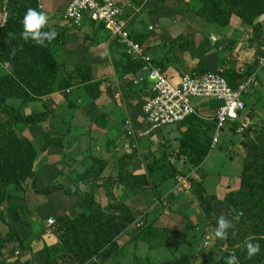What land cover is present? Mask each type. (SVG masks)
I'll list each match as a JSON object with an SVG mask.
<instances>
[{"label":"crops","instance_id":"1","mask_svg":"<svg viewBox=\"0 0 264 264\" xmlns=\"http://www.w3.org/2000/svg\"><path fill=\"white\" fill-rule=\"evenodd\" d=\"M190 3L191 0H123L119 2L121 15L128 18V32L134 36H143L140 44L144 53L150 57L153 64H158L157 66L162 74L169 81L177 84L182 74L186 72L201 74L206 71H218L220 73L229 65L234 68L244 67L243 63H248L251 59L256 58L263 42L264 31L258 42L255 40V43L252 44L238 43L240 39L230 33L231 29L239 31L240 35L243 31V23L237 17H230L228 29L220 31L217 29L216 32L211 25L208 27L207 22L202 17L190 9ZM64 4L65 0H43L41 7L40 0H38L39 11H44L49 17L53 13L59 12ZM262 20H264V15L257 17L258 22ZM47 26L49 27V25ZM54 29L58 34H61L60 40L56 42V46L60 47L57 49L56 59L52 51L55 62L59 68H62L61 75L71 70L74 66L87 64L91 77L87 82L75 84L72 88L68 87L67 96L61 90H55L32 101L23 102L16 98L8 99V102L23 114L31 111H42L43 103L47 105L48 115L43 121L34 124L16 122L12 125V129L15 134L25 137L41 136L42 141L38 147L39 153L34 148L36 157L33 161V173L37 163L41 161L43 176H47L45 179L51 181L57 177H62L59 178L62 179V182L58 183L59 186L54 185L51 188L46 187L36 191L31 187V180L26 178L21 184V189L16 191V193L12 192V197L8 201L3 202L12 211L3 210V220H0V237L7 232L8 227L14 230L15 235L10 241L5 242L0 247V264L6 262L9 254L12 255L14 251H17V257L21 259L32 257V259L37 260L42 258L45 253V247L56 242V237L52 232L49 234L43 232L44 221L47 217H56L64 213L69 216L75 215L82 209L80 196L84 193L92 194L100 205L106 204L107 197L105 192L108 178L115 179L120 177L124 181H129L133 176L145 173L146 162L151 164L150 169L152 166L156 169L155 163L161 159L169 164L177 161V164L175 166L170 164L169 172L172 171L173 174L170 175L172 182L169 186L161 191H157L156 187L153 186L154 190L161 192L162 195L159 199L155 198V204L150 208V211H157L156 215L159 216L153 220L147 219V222L153 221L150 223V227L156 224L162 227L164 232H166L165 235H169V231L178 234L177 232L187 226L185 236L182 237L183 239L180 238L178 240L187 245L188 240L193 238L191 235L194 233L196 225L189 223L185 218H180L179 220V214L187 211L186 208H183L185 207L183 203L191 204L189 202L192 201L189 195V186L182 194L172 195L168 191L174 186L178 175L186 176L187 178L188 174L193 175L196 170L203 177L201 182L203 185L209 173L199 170L206 161L207 155L195 169L184 155L177 153V138L180 131L185 128L184 123L180 121L169 124V128L164 130V132L170 130L175 125V130H171L174 148H168L167 143L163 144V141L150 140V142H147L144 139L146 135L128 140L121 138L122 133L126 134L124 130H119L122 125H127L134 131L146 127V122L144 126L141 124V114L143 115L141 104L150 96V82L145 79L136 83L132 82L138 73L144 75L143 72H140V68L136 73L117 74V70H120L125 56L120 43L115 38L109 37L108 32L101 23L89 21L84 15L83 19L76 25L77 30L75 32L68 33L64 27H56ZM49 30L52 29L49 27ZM210 35L215 36L217 41L223 37H233L236 42L231 51L227 53L222 47L218 49L213 44L214 42L210 40ZM178 36L190 43L173 42ZM5 68L6 64L0 63V71L5 70ZM258 70H256L253 80L241 93L244 108L240 114L239 121L245 123V128L241 133H238L240 135L235 144L226 140L232 148L237 149V154L242 157V161L245 148H248V146L253 144L264 148V106L259 104V100H264V90L257 92L259 91V87L256 88L258 85ZM262 83L263 88L264 81ZM117 102L120 106L121 104L124 106L126 116L121 115L118 122H115L114 119L109 122L111 115H114L115 111L121 110ZM191 103L196 110L195 115L197 117L206 121L211 118L214 119L215 109L218 105L217 100L195 97L191 99ZM87 126L90 127L87 128ZM214 126L206 132V135L210 137V145L214 144L211 140L215 131ZM226 126L232 129L231 124H226ZM78 128L80 130H92L90 131L93 132L90 133V138H103L102 147L89 148V145L85 144L83 148H79L80 153L86 157V163L85 161L80 162L77 160L74 151L71 150L72 148H65L70 142L77 139V134L82 135L84 133L82 131V133L79 132ZM159 128L152 129L150 132ZM23 132H27L26 135ZM164 132L160 131L154 137ZM162 138L168 139V136L165 134L164 136L162 135ZM133 140H135V143ZM139 140L142 141L143 148H134L138 145L137 141ZM66 154L70 156V164L65 162ZM40 155L41 157H39ZM99 168H101L99 178L91 179L90 174H94ZM157 170L159 172L158 168ZM162 175L161 173H150V177L148 176L149 179H147L148 184L159 185L164 180ZM78 185L81 195L75 202L67 205V203H60L56 200L57 196L55 194L61 192L58 187L65 186L64 188L61 187V189L75 192ZM149 185L130 186L120 181L113 184L111 191L114 199L124 203L130 209L134 220L132 224L116 236L115 240L119 243V247L102 264L109 263L110 259L115 255L118 257L123 249L119 239L128 234L131 226L137 229L144 225L141 222L140 226H135L134 223L141 215L139 216L140 213L136 215L133 212L132 206L129 205L130 201L123 199V192L127 187L137 186L138 188H148L151 192ZM47 188L51 191L46 192ZM41 190L43 191L42 193ZM220 193L221 191L218 192V194ZM42 195H48L56 200L44 209L47 213L43 216L36 208ZM212 195L217 198L222 197L216 194ZM169 199L178 202H176V205L173 204V206L165 205V201ZM1 208L4 209L3 206ZM14 213L17 214L15 218ZM131 236L132 238L135 237L134 234ZM19 240L22 245L27 247L26 252H22L19 249ZM171 243H177L176 239ZM134 259H136L135 264H148L147 262H141V259L138 260L137 257Z\"/></svg>","mask_w":264,"mask_h":264},{"label":"trees","instance_id":"2","mask_svg":"<svg viewBox=\"0 0 264 264\" xmlns=\"http://www.w3.org/2000/svg\"><path fill=\"white\" fill-rule=\"evenodd\" d=\"M190 4V9L205 22L220 27L227 26L230 17L234 16L256 32L260 28L257 17L264 15V0H191ZM29 7L39 11L38 0H7L6 17L0 25V63L6 64L5 70L0 71V220H3L4 211H12L3 202L12 197V192L16 193L21 189V184L26 178H30L31 187L34 180L33 161L36 151L27 137L15 134L12 125L16 122L38 123L48 115L45 103L42 111L23 114L14 108L8 99L32 101L55 90H61L67 96L68 87L72 88L75 84L87 82L91 77L87 64L74 66L61 75L62 68H59L52 56V46L60 40L61 34L51 42L46 41V46L43 47L34 41L25 42L20 38V33L23 31L22 19ZM43 31H50L49 27L46 26ZM130 36L139 43L143 39V36H134L131 33ZM177 41L190 43L182 40L180 36L173 40V42ZM235 42L233 37H223L213 44L216 47L221 46L229 53ZM260 53L261 50L258 54ZM124 56L117 74L136 73L142 61L125 53ZM243 66L234 68L229 65L220 71L231 88L237 87L240 81L252 73L255 76L256 58L243 63ZM180 122L184 123L185 128L180 131L177 138V153L184 155L196 169L209 151L210 137L206 132L215 125V121L213 118L206 121L195 114H190ZM232 125L231 128L234 129L235 123ZM100 171L101 168L90 174L91 179L99 178ZM172 174L171 171L166 175ZM166 175H162V179ZM148 176L150 177V167H145L144 174L133 176L129 181H124L120 177L108 178L106 204L100 205L92 194L84 193L80 196L82 209L78 213L73 216L64 213L54 217L52 233L56 237V242L45 247L42 258L34 260L32 257L21 259L10 256L3 264H13L16 259L21 260L23 264H102L118 249L116 236L134 220L130 209L114 199L111 191L113 184L120 181L130 186L149 185ZM202 180L203 177L197 170L193 175L187 176L191 193L204 211L207 224L211 228L213 235L211 247L195 263L189 250L185 249L175 251L176 255L158 264H227L230 255L237 257V264H264V148L253 144L245 148L238 174V187L227 191L221 198L207 194L201 183ZM154 185L153 183L148 187L152 195L159 199L162 193L155 191ZM14 215V218L17 217L16 213ZM144 215L137 218L139 223H141L140 219L146 218ZM221 215L234 224V227L228 230V238L225 240L215 237L214 234ZM237 216L239 218L235 219ZM150 223L151 221H142L144 225L139 231L150 227ZM186 227L175 234L177 239L185 236ZM14 235V230L8 227L7 232L0 237V247L10 241ZM246 242L260 245L259 253L252 258H248ZM19 245L22 252L27 251V247L22 245L20 240Z\"/></svg>","mask_w":264,"mask_h":264},{"label":"rangeland","instance_id":"3","mask_svg":"<svg viewBox=\"0 0 264 264\" xmlns=\"http://www.w3.org/2000/svg\"><path fill=\"white\" fill-rule=\"evenodd\" d=\"M42 4H43V0H40L41 7H42ZM206 24H208V27H210L211 25L212 28H214V31L216 32H217V29L218 31H220L226 28L228 29L230 26V25H227L224 27H220V26L208 23V22ZM259 24H260V28L256 32H254L249 25L242 24L243 31L241 35L239 34L240 33L239 31L232 30V29L230 33L232 34V36L238 37L241 40V41L239 40L238 43L252 44V43H255V40L258 42V39H261L262 33L264 31V20L259 22ZM48 25L50 29H54L56 27H64L67 29L68 33L75 32L77 30L75 24H69L63 21L59 15V12H55L53 13L51 17H49ZM59 48L60 47L56 46V43H54L52 46V51H53V55L55 59L57 56V49ZM257 75H258V85L256 86V88L259 87V91L257 92H261L262 89L264 90V87L262 88V84H263L262 82L264 81V67L258 70ZM259 102H260L259 103L260 105L264 106V100H259ZM119 108H121V110L119 109L118 111H115L114 115H111V117L109 118V122H111L113 119L115 122H118L119 119L121 118V115L126 116L124 106L121 104ZM141 124L143 126L145 125V121L143 119L142 114H141ZM173 126L174 127L171 128L170 130L165 131L166 133L164 132V130L169 128L168 125L162 126L157 130H153L149 132L144 137V139H146L147 142H150V140L163 141V144L167 143L166 145L168 148H174V146L172 145L173 138H171V133L173 130H175V125ZM88 127L90 126H87V128ZM80 128H78L79 132L82 131L84 133L81 132L82 135L77 134L76 135L77 139L74 140L73 142H70L68 146L65 148H72L71 150L74 151L77 160L80 162L85 161L86 163V157H84L83 154L80 153L79 148H83L85 144H88L89 148L102 147L103 138L102 137L100 139H96V137L90 138L89 137L91 135L90 133H93V132H90L92 130L90 131L83 130V129L80 130ZM128 128L130 127L127 125H122V128H120L119 130L122 129V131L124 130V132H126ZM160 131L164 133L163 134L160 133L159 135L154 137V135H156ZM165 134L168 136V139L162 138V135L164 136ZM121 135H122L121 138H124L126 140L134 139L132 136H128L125 133H122ZM239 135L240 134L235 132L234 129L228 128L226 124L217 131L216 142H214L213 145H210L206 161L204 162V164L201 166L199 170L201 172L205 171L209 173V175L203 182V188L206 193L216 194L217 196H223L227 191L234 190L238 187V174H239L240 167L242 164V157L237 154V149L232 148L231 145L227 143V141H230L235 144V142H237L239 138ZM36 136H27V137L30 139L37 153H39L38 147L41 144L42 139H41V136L40 137H36ZM140 140L137 141L138 145H136L134 148H143V143ZM133 142L135 143V140H133ZM134 152H137V151H134ZM39 157H41V155ZM69 159H70V156L66 154L65 162L68 164H70ZM176 162L174 161V162H171L170 164L172 166H175V164H177ZM170 164L167 161H164L163 159H161L155 163V165L159 169V172L157 168L155 169L152 166L150 169L151 171L150 173L153 174V172H155L157 174L161 173L163 175H166L170 171ZM146 165H145L146 167L151 166L149 162H146ZM34 169L35 171L33 173L34 180H33L32 188H36V190L45 189L46 187L51 188L54 185H58V183L62 182V179H59L62 177H57L56 179H52L51 181L48 179H45L47 176L46 175L43 176V171L41 169V161L37 163L36 168ZM72 177L75 178L74 176ZM171 182H172L171 176L166 175L164 177V180L159 185H154V187H156L157 191H161L165 187L169 186ZM61 187L64 188L65 186L58 187V189H60L61 192L55 194V196H57L56 200H58V202L60 203H67V205L69 203L71 204L72 202H75L76 199L81 195L80 194L81 190H80L79 185H78L77 191L75 192H72L70 190L67 191L65 189L62 190ZM220 191L221 193L218 194V192ZM182 193L183 192H181L180 194ZM189 195H190V198L192 199V201H189L191 202V204H185L186 202L183 203L185 205V207L183 208H186L187 211L182 212L183 215L179 214L180 215L179 220L180 218H183V219L185 218L186 220L189 221V223L196 225L194 229V233H192L191 235L193 238L188 240L189 242L187 245H185L186 243L184 242L178 241L180 238L177 239V237L175 236V232L169 231V235L167 234L165 235L166 232H164V229L160 226H157V224L154 225L153 227L145 228L143 231H139L140 230L139 228L135 229L134 226H131L129 228L128 234L124 235L122 238L119 239V242L122 243L121 245H123V249L121 250L120 254L118 255V257L117 255L113 256V258L110 259L109 263L107 264H135V260H136L134 259L135 257H137L138 260L141 259V262L143 263L147 262L148 264H156L165 258L176 255L177 253H175V251H179V250L182 251L185 249L189 250V252L191 253L192 261L194 263L198 262L200 258L206 254L207 250L212 245V242L208 243L207 245H203L204 235L207 232H209L211 229L207 224L206 215L204 211L198 204L197 200L194 199V196L192 195L190 188H189ZM123 199L125 201L126 200L130 201L129 205L132 206V210L136 215L140 213L139 216L140 215L142 216L146 214L147 212H149L146 214L145 216L146 218L144 220L140 219L141 222L142 221L145 222L147 221V219L153 220V219L158 218L159 215H156L157 211L156 212L153 210L150 211V208L154 206L155 204V197L152 195V193L150 192L148 188H143V187L138 188V186L137 187H127L125 191L123 192ZM56 200L52 197H49L48 195H42L41 200L36 206V208H38L37 211H40V214L42 216L45 215L47 212L44 211V209H46L48 205L52 204ZM165 202H166L165 205L168 204V206H173V204L176 205V202L178 201L169 199V200H166ZM138 231H139V234L138 236H136V233ZM129 233L131 235L134 234L135 237L132 238V236ZM175 239L177 243H171ZM10 256H14V254L12 255L9 254V257ZM119 257L120 259H118Z\"/></svg>","mask_w":264,"mask_h":264},{"label":"built area","instance_id":"4","mask_svg":"<svg viewBox=\"0 0 264 264\" xmlns=\"http://www.w3.org/2000/svg\"><path fill=\"white\" fill-rule=\"evenodd\" d=\"M120 1L123 0H65L59 15L63 21L76 25L84 15L89 21L101 23L109 37L115 38L120 43L125 54L142 61L139 70L144 75L138 73L132 82L136 83L142 79L150 82V96L141 104L146 127L138 131L128 128L126 134L136 139L147 135L152 129L177 123L190 114H196L191 103V99L195 97L213 98L218 101L214 113L215 131L211 139L212 143L216 140L217 131L225 124L235 123V132L241 133L245 128V123L239 121L244 108L241 93L253 80L254 73L240 81L235 88H231L218 71H206L201 74L186 72L182 74L177 84L172 83L144 53L142 45L130 36L127 30L128 18L121 15ZM6 2L7 0H0L1 23L6 17ZM210 40L215 42L216 37L210 35ZM220 47L217 48L220 49ZM260 50L261 53L256 56L257 69L264 67V33ZM65 91L68 90L65 89ZM188 186L186 176L178 175L174 186L168 193L179 194L188 189ZM134 224L139 226L140 223L136 221ZM53 225L54 217H47L44 221L43 232L51 233ZM212 238L211 232L205 234L203 245L212 242ZM13 254L16 258L17 251ZM13 264L23 263L16 259Z\"/></svg>","mask_w":264,"mask_h":264},{"label":"clouds","instance_id":"5","mask_svg":"<svg viewBox=\"0 0 264 264\" xmlns=\"http://www.w3.org/2000/svg\"><path fill=\"white\" fill-rule=\"evenodd\" d=\"M48 22L49 16L44 11H38L32 7L27 8L22 19L23 31L20 33V38L25 42L31 40L39 46H46V41L51 42L58 35L55 29L43 31V29L48 25ZM238 218V216L235 217V219ZM233 227V222L226 219L224 215H221L218 218L217 227L214 230L215 237L221 240L227 239L229 234L228 230ZM233 235H235V233H233ZM245 246L247 249L248 258H252L260 251L259 243L254 244L252 242H246ZM227 264H237V257L235 255H230L227 258Z\"/></svg>","mask_w":264,"mask_h":264}]
</instances>
